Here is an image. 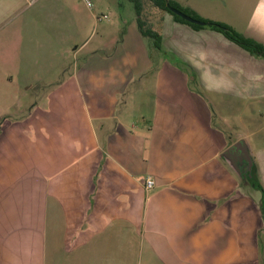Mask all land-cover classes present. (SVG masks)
Returning <instances> with one entry per match:
<instances>
[{
  "label": "crops",
  "instance_id": "obj_1",
  "mask_svg": "<svg viewBox=\"0 0 264 264\" xmlns=\"http://www.w3.org/2000/svg\"><path fill=\"white\" fill-rule=\"evenodd\" d=\"M92 1L0 0L5 64L44 69L64 44L80 59L1 116L0 264H264V200L224 157L245 140L264 187V59L153 8L155 48L133 8ZM172 1L264 47V0ZM100 7L122 11L119 33Z\"/></svg>",
  "mask_w": 264,
  "mask_h": 264
},
{
  "label": "rangeland",
  "instance_id": "obj_2",
  "mask_svg": "<svg viewBox=\"0 0 264 264\" xmlns=\"http://www.w3.org/2000/svg\"><path fill=\"white\" fill-rule=\"evenodd\" d=\"M71 1V0H70ZM80 1V0H79ZM110 0H101V2H105L108 4ZM114 3H120V5H123L122 11L128 10L127 8H133L132 4L128 2L127 0H114ZM93 2V1H92ZM81 3V2H80ZM82 4V3H81ZM80 4L81 8H75L74 12L77 15H83L85 11L83 10V6ZM144 12L143 15L146 16L148 13H150L153 9V7L150 5V3L147 0H142ZM129 6V7H127ZM40 6L38 3L34 4V7L32 10H35L39 8ZM78 9V10H77ZM155 9V8H154ZM117 9L115 11L109 10L107 8L100 7L96 14L98 18H101L102 16H106V20H102V22H98L97 26L100 27H113V33H119L118 31L121 28L120 24V14L122 11ZM64 20V28H65V36L70 37V31L72 29V26L67 23V17ZM93 30V29H92ZM91 31L86 32L83 31L84 38L86 39H94L93 33ZM117 38L120 39V35L118 34ZM66 41V39H65ZM68 44L69 42L66 41ZM93 43V41H92ZM64 50H69L65 53L64 58L60 57H50V59H46L43 61V68L37 67V69H25V67H10L9 65L5 64L3 62V58H1L0 55V117L4 114H6L8 111L14 112L18 106L19 102H28L33 101V103H39L41 101V94L44 95L47 93V89L51 88L55 85H57L59 82H61L63 79L68 78L69 76L74 74V71H76L77 68L76 64H79L80 59H76L74 57H71L72 50L75 48V45H63ZM115 53L118 54L117 50L115 49ZM70 55V56H69ZM119 55V54H118ZM97 61L93 60V63L95 68L100 61L96 59ZM63 63L62 69H58V62ZM101 64V63H100ZM39 65V62L37 59H34L32 61V67L36 68V66ZM18 68V69H17ZM153 69V68H152ZM45 77L44 79H42ZM42 79V82H38V80ZM26 94V97L24 95ZM130 96H134L135 98L145 97L144 92H141L139 90H133ZM35 108V107H34ZM260 108V107H258ZM260 111L262 113V117L258 118V122L260 123L261 127H264V106H261ZM3 119V117L0 118V120ZM242 170V169H241ZM250 174V173H249ZM242 184L248 185L249 183L247 181L246 175L241 173L240 175ZM244 185V186H245ZM258 194L260 192L257 191ZM263 235L260 234L259 238H262Z\"/></svg>",
  "mask_w": 264,
  "mask_h": 264
},
{
  "label": "trees",
  "instance_id": "obj_3",
  "mask_svg": "<svg viewBox=\"0 0 264 264\" xmlns=\"http://www.w3.org/2000/svg\"><path fill=\"white\" fill-rule=\"evenodd\" d=\"M135 11L136 15V24L137 28L140 32V34L144 37L147 38L155 48H159V42H160V36L154 32L150 26L146 23L145 16L143 15L144 8L142 4V0H128ZM150 5L157 9L158 11L164 12L172 16L174 21L189 25L190 27L194 29H201L203 27H208L213 29L214 31L220 33L224 38H226L228 41L231 43L235 44L236 46L240 47L241 49L245 50L249 54L253 56H257L260 58L264 59V47L255 42L252 39L246 38L240 33H238L236 30H234L231 26L222 23V22H216V21H211L205 18H202L195 14L192 10L188 8L181 7L177 3H175L172 0H147ZM175 8L179 10L180 12L184 13L185 15L203 23V25H196V24H191L188 23L187 21L183 20L182 18L176 16L172 12H170L169 8ZM250 177L246 175L247 181L249 185L254 188V190L260 192L262 196V202L264 200V187L262 184L259 182L256 171H255V166H252V170L250 172ZM261 210H263V206H260Z\"/></svg>",
  "mask_w": 264,
  "mask_h": 264
},
{
  "label": "water",
  "instance_id": "obj_4",
  "mask_svg": "<svg viewBox=\"0 0 264 264\" xmlns=\"http://www.w3.org/2000/svg\"><path fill=\"white\" fill-rule=\"evenodd\" d=\"M169 10H170V12H172L176 16L182 18L183 20L187 21L188 23L196 24V25H203V23L185 15L184 13L180 12L179 10H177L175 8L170 7ZM228 156L231 157V163L229 162L231 167L237 171L236 173L239 177L242 173L240 171L242 160H244V162L246 164V171L249 173L251 172L253 162H252L251 154L249 152L248 145L245 142V140H240V141L236 142L232 147L227 149L225 154H224V157H228ZM236 159H238V162Z\"/></svg>",
  "mask_w": 264,
  "mask_h": 264
},
{
  "label": "built area",
  "instance_id": "obj_5",
  "mask_svg": "<svg viewBox=\"0 0 264 264\" xmlns=\"http://www.w3.org/2000/svg\"><path fill=\"white\" fill-rule=\"evenodd\" d=\"M80 2L88 9H93L94 4L92 2V0H80ZM106 16H102L100 19H106ZM154 187V181L152 180V178L148 177L145 180V189L146 190H151Z\"/></svg>",
  "mask_w": 264,
  "mask_h": 264
},
{
  "label": "flooded vegetation",
  "instance_id": "obj_6",
  "mask_svg": "<svg viewBox=\"0 0 264 264\" xmlns=\"http://www.w3.org/2000/svg\"><path fill=\"white\" fill-rule=\"evenodd\" d=\"M236 160H237V162H238V159H236ZM240 169H242L241 172H242L243 174L248 175V177H250V176H249V172L246 171V164H245L244 160L241 161V168H240ZM251 170H252V169H251Z\"/></svg>",
  "mask_w": 264,
  "mask_h": 264
}]
</instances>
